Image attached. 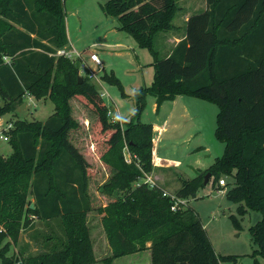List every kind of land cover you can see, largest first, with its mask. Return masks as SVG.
<instances>
[{
  "label": "trees",
  "instance_id": "obj_1",
  "mask_svg": "<svg viewBox=\"0 0 264 264\" xmlns=\"http://www.w3.org/2000/svg\"><path fill=\"white\" fill-rule=\"evenodd\" d=\"M206 4L189 17L186 36L165 57H159L154 39L173 27L177 0L102 4L106 14L118 19L119 29L155 55L154 81L136 90L135 112L121 123L111 120L102 93L80 73L79 58L50 54L69 42L65 0H0V116L15 112L27 95L49 97L55 107L45 120H11L7 133L13 152L0 154L1 264H18L9 254L11 241L18 240L31 214L57 220L62 233L55 235L59 242L53 248L23 257L19 264L97 261L87 221L93 208L90 160L71 135L80 126L70 101L75 96L95 107L101 129L109 131L100 159L113 173L102 190L108 196L121 193L98 209L112 250L102 261L113 264L116 258L149 249L151 264H222L224 257L236 262L234 256L215 251L188 202L173 210L163 185L143 180L154 168L153 124L141 120L148 94L158 106L177 95L219 106L217 135L225 141V151L204 173L182 179L175 194L196 196L208 172L214 184L222 173L232 174L235 183L227 197L238 202L239 214L249 209L263 214L251 230L259 246L254 260L264 264L257 258L264 260V0Z\"/></svg>",
  "mask_w": 264,
  "mask_h": 264
},
{
  "label": "rangeland",
  "instance_id": "obj_2",
  "mask_svg": "<svg viewBox=\"0 0 264 264\" xmlns=\"http://www.w3.org/2000/svg\"><path fill=\"white\" fill-rule=\"evenodd\" d=\"M106 1L65 0V20L69 42L73 44H67L64 47L82 52L84 58H87L90 52L98 53L102 65L97 70L98 65L92 64V67L97 70V77L92 79V82L104 94L102 96L105 103L112 112L108 113L111 120L114 121L115 115L117 120L123 123V120L129 119L135 112L136 90L142 86H149L154 81L155 55L148 48L139 46L127 31L114 27L119 24V21L116 17L105 13L102 4ZM177 4L182 6V10H188V8L203 7L204 0H177ZM180 15L179 11L173 23L177 24ZM164 33L168 32L160 33L155 43L158 55L161 57H165L167 51V47L162 43ZM73 60L78 59L73 58ZM70 101L73 116L80 125L71 131L72 138L90 160L88 191L93 208L88 213L87 221L93 246L96 248L95 257H102L99 261L88 264H105L102 259L111 255L112 250L103 228L102 213L98 209L121 194L118 192L114 196H108L102 190V185L113 173L111 167L100 159L109 131L101 129L99 114L95 107L87 102V99L75 96ZM155 102V97L148 94L146 105L141 112L142 121L163 119L173 105L172 100H165L157 110ZM175 107L176 110L162 136L159 155L165 157L171 164H176L184 177L191 178L198 171L204 173L225 151L226 143L217 135L219 106L213 101L183 95L178 99ZM54 108V103L49 97L36 99L27 95L15 112L0 116V127L16 119L45 120ZM12 152V143L0 137V154L9 156ZM126 157H130L128 152ZM163 173L169 175L170 181L176 176L174 172ZM149 176L155 183L157 182L152 172ZM221 178L226 180V184L219 185L218 182L214 184L212 178L205 183L206 185L199 188L196 196L190 197L187 201L184 199V202H188L198 212L215 251L223 256L232 255L236 258L235 262L233 259L224 257L222 264H256L253 253L259 249V246L254 239L251 227L262 219L263 214L257 209H249L244 215L239 214L238 202L227 197V190L234 185L235 177L224 172ZM133 184L137 185V181ZM169 185L167 187L170 191H176L173 182ZM30 198L33 200V197ZM232 215L239 219L240 227L235 225ZM61 233L57 220L45 221L31 214L18 240L11 241L9 254H13L19 264L23 257L53 248L56 242H59V238L57 239L55 235ZM9 240V238L5 239L3 244ZM142 252H139L143 258L140 263L146 264L149 261L147 264H151L150 253L147 258V253ZM132 256L116 258L113 264H126ZM257 258L261 262L264 261L261 255H257Z\"/></svg>",
  "mask_w": 264,
  "mask_h": 264
},
{
  "label": "crops",
  "instance_id": "obj_3",
  "mask_svg": "<svg viewBox=\"0 0 264 264\" xmlns=\"http://www.w3.org/2000/svg\"><path fill=\"white\" fill-rule=\"evenodd\" d=\"M206 7H207L206 0H204V5L201 8H194V9L188 8V10H186V9L182 10V6H180V9L178 10V12L180 11L181 15L178 17L179 20L177 19V24L173 23V21H174V18L176 17L178 12L175 14V16L173 18V21H172L173 27L170 30L159 31L156 34L155 39H154V43H156V37L160 33L168 32V33H164L162 36V43L165 44V46L167 47L166 56L169 55L171 53L172 49L174 48V46L181 39H183L186 36V23H187V20L189 19V17L194 13H197V12H200V11L206 9ZM184 10H186V11H184ZM114 27L119 29L118 24L114 25ZM66 28H67V25H66ZM120 30H122V29H120ZM67 35H68V39H69L68 30H67ZM68 44L70 45L73 43L68 42ZM71 46H73V45H71ZM71 49H73V48H71ZM157 51H158V49H157ZM93 52H95V51H93ZM159 57H161V56H159ZM86 59H88V56ZM91 79H93V78H91ZM182 96L183 95H177L174 99H169V100L173 101V105H172V107H170V111L167 113V115H165V117L163 119L160 118V119H155V120L150 121L153 124V136H154L153 137V143H154V146H153V163H154V168L152 170V174L154 175L156 181L158 183H160L161 185H163V187L165 188L166 191H169V192L174 193V194H175V191L173 192V191H170L168 189V187L170 186L169 185L170 182H173L175 184V190H177L182 184V179H184V178L189 179L190 177H187V178L184 177L183 173L181 172L180 169H178L179 167L176 164H171V162L169 160H167L165 157L160 156L159 155V147H160V142L162 140V136H163L164 132L166 131V128L168 126L169 121L172 118L173 112L176 110L175 105L178 103V99L181 98ZM31 97H33V96H31ZM160 106H161V104L159 106L157 105V110H159ZM199 170H201V169H199ZM163 172H169V173L174 172V174L176 176L172 178L173 179L172 181H170L169 175H167L166 173H163ZM199 173H200V171H198L196 173V175ZM188 200H190V198ZM186 201H187V199H186ZM204 226H205V224H204ZM95 249L96 248L94 247V250ZM143 252L147 253L146 254L147 258H149L150 250L146 249ZM138 253L139 252L134 253L135 255L129 254L130 256L131 255H133V256L130 257L131 259L129 261H127L126 264H142V263H140V261L143 260L142 255H141V253H139V254ZM101 258L102 257H97V260L99 261ZM130 261L132 263H128ZM148 262L149 261H147L146 264Z\"/></svg>",
  "mask_w": 264,
  "mask_h": 264
},
{
  "label": "built area",
  "instance_id": "obj_4",
  "mask_svg": "<svg viewBox=\"0 0 264 264\" xmlns=\"http://www.w3.org/2000/svg\"><path fill=\"white\" fill-rule=\"evenodd\" d=\"M51 55H62L68 58H79L81 60L80 63V73L87 75L90 78H96L97 77V70L100 69L102 62L99 58V55L97 52H90L88 53V59L84 58V54L82 52H79L75 49H71L69 47H61L58 48L55 52H51ZM92 64L98 65V69L95 70L92 67ZM102 95L104 96V94L102 93ZM31 96V95H29ZM111 110H109V114H111ZM113 120L117 121V116H113ZM120 121V120H119ZM13 127V122H7L5 126L0 127V137L4 138L5 140H9V134L7 133L8 130H10ZM145 182H147L149 185H154L155 182L152 180V178L147 175L145 177V179H143ZM226 184V180L224 178H221L219 180V185H224ZM165 196H169L170 199L173 201V205H172V209L175 210L180 202H184L185 200L178 197L176 194L174 193H169L167 191L164 192Z\"/></svg>",
  "mask_w": 264,
  "mask_h": 264
},
{
  "label": "water",
  "instance_id": "obj_5",
  "mask_svg": "<svg viewBox=\"0 0 264 264\" xmlns=\"http://www.w3.org/2000/svg\"><path fill=\"white\" fill-rule=\"evenodd\" d=\"M79 78H80V80H81V76H79ZM210 176H211L210 173L206 174V176H205V183L208 182Z\"/></svg>",
  "mask_w": 264,
  "mask_h": 264
}]
</instances>
